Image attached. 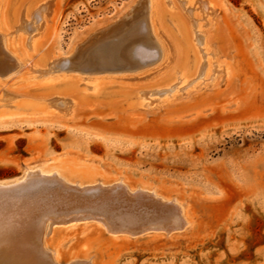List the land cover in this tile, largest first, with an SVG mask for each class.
<instances>
[{
    "label": "rangeland",
    "instance_id": "obj_1",
    "mask_svg": "<svg viewBox=\"0 0 264 264\" xmlns=\"http://www.w3.org/2000/svg\"><path fill=\"white\" fill-rule=\"evenodd\" d=\"M45 2L10 0L9 28L0 26V49L17 59L7 62L0 53V81L19 97L15 109L22 112L19 120L0 121V180L20 178L36 166L56 167L72 180H121L177 198L190 219L177 232L152 229L117 239L99 227L97 216L71 213L65 220L83 218L48 227L57 263L77 256L83 259L76 264H264V0H203L215 13L202 27L205 14L200 18L193 8L199 2L163 5L160 25L181 52L169 70L154 76L134 69L142 64L133 57L136 45L154 46L148 37L129 43L126 65L85 71L96 49L146 29L148 0H52L54 12L37 49L26 55L19 51L20 37L30 42L36 23L27 16L37 15ZM145 2L146 10L134 17ZM115 22L125 25L108 38ZM200 28L219 51L223 70L214 79L201 71L186 83L184 73L193 74L197 65L188 30L204 64L209 56ZM94 34L88 47L96 45L74 56ZM65 55H73L68 69L55 64ZM50 74L57 80L42 79ZM89 77L99 78L97 90ZM175 78V92H165Z\"/></svg>",
    "mask_w": 264,
    "mask_h": 264
},
{
    "label": "bare ground",
    "instance_id": "obj_2",
    "mask_svg": "<svg viewBox=\"0 0 264 264\" xmlns=\"http://www.w3.org/2000/svg\"><path fill=\"white\" fill-rule=\"evenodd\" d=\"M9 1L10 0H0V26L6 29L9 28V22L6 17ZM51 1L52 0H46L37 15L31 12L27 16L28 20L36 17V23L34 24V33L30 42H27V38L24 36L20 37L23 39V45H21L19 51L26 55L37 49L40 37L50 16L54 12V3ZM168 2L169 4H167L165 0H148L146 29L142 31L143 28L139 29L138 27L136 34H132L128 38L122 40L118 39L117 41L107 42L102 48L96 49L94 57L90 58L86 63L85 71H99L102 67H108V69L104 71H111L113 67L126 65L129 61V43L141 37H148L147 39L150 40L154 46H148L141 42L136 45L133 49V57L142 64L138 67H134V69H136L135 71L143 69L144 71H141L142 73H148L150 75L153 73L154 76L156 72L160 74V71L166 68L168 69L173 60L177 59L181 52V45L179 46L174 41L171 34L160 25V12L162 6H176L174 0H169ZM186 2L190 5H194L196 2L200 3L193 7L196 9V13L200 14L199 17L202 12L205 14L201 16L202 19L205 20L200 21L198 24L199 27L211 23L210 16L214 15L215 11L211 8L210 4L203 2V0H186ZM146 4V2L143 3L139 10L135 13L133 12L134 17L139 16L142 10H146ZM188 9L190 8L188 7L187 10ZM23 13L24 10L22 8L18 13L19 21L23 17ZM122 19L123 18L120 20ZM124 25L125 23L119 25V22L109 25L108 29L114 27V31L112 34L108 35V38L109 36L117 34ZM189 31L191 45L196 50L197 63L195 64L197 65L193 74L187 75L184 73L186 83H192V77L197 76L201 71H203V75L210 74V79L216 78L223 70L222 62L216 59L219 51L212 47L211 42L207 38V34L202 32L200 28V32H202L203 36L204 48H206V54L209 55L204 64L202 54L197 47L195 33L193 29L188 30V32ZM95 35L96 34L85 38L83 42L78 45V50L75 51L73 55L76 56L81 48H85V51L90 46L91 48L95 46L96 43L88 47ZM101 41H103V39ZM0 53H3L4 56H8L7 62H17L16 57H14L11 51L6 47L2 48V50L0 49ZM73 55L62 56L55 64H60L61 68L68 69L70 62L72 63L71 59ZM160 55L161 58L159 59ZM35 64L37 66V62H35ZM147 67L149 68L147 69ZM213 69H215V72L212 73ZM224 70L229 71V68L225 65ZM3 72H5L4 68L0 67V74ZM136 74L139 75L140 73L136 72ZM144 76L147 77L148 75ZM89 78V86L91 89L97 90L101 85L99 78ZM134 78L136 77L134 76ZM42 79L47 82L57 80L56 76L52 74L46 75ZM0 82V121L19 120L22 116L20 113L22 112L15 109L19 108L17 103L19 97L15 99L14 93L7 87L8 84L3 81ZM176 83L177 79L175 78L169 84V89L167 88L165 92H175ZM183 86H177V89H181ZM155 92L156 91H152V93ZM146 94L147 93L144 91L143 95ZM64 97L66 96L62 94L58 96L60 99ZM75 104V99L72 98L67 105L68 112L72 113L74 111ZM153 105H156V102L150 103V106ZM54 110L58 111L56 108ZM28 169L29 170L20 178L11 181L0 180V264H58L52 253L54 249H52L50 245L52 229L50 228V230H48V227L50 223H54L56 226L59 225L55 223L56 221L61 224V222L69 223L72 220H80L83 218L82 216L79 217V215L77 218L72 217L69 220H65L67 215L75 212H89L97 216V224L99 227L105 230L111 237L117 239H130L138 232L151 231L152 229L158 233L160 230H166L169 233L172 231L177 232V230L189 224L188 222L190 219L188 218L184 204L177 198L164 196L156 190L150 191L144 187L142 189H136L121 180L110 183L98 182L97 180H72L73 178L70 179L67 175L62 173V170H57L56 167L53 169L51 168L52 170L37 166ZM88 189H91L89 193H87ZM35 192H42L41 198L38 197L35 200H31L26 197ZM159 222L162 223L160 224ZM168 222H171L173 226L167 228ZM74 223H72V225ZM56 257H58V254ZM82 259L83 258L77 256L72 257L65 264H76L81 262ZM85 260L92 262L91 258H85Z\"/></svg>",
    "mask_w": 264,
    "mask_h": 264
},
{
    "label": "crops",
    "instance_id": "obj_3",
    "mask_svg": "<svg viewBox=\"0 0 264 264\" xmlns=\"http://www.w3.org/2000/svg\"><path fill=\"white\" fill-rule=\"evenodd\" d=\"M25 111V110H24Z\"/></svg>",
    "mask_w": 264,
    "mask_h": 264
}]
</instances>
